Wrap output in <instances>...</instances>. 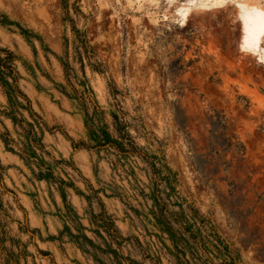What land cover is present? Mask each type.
<instances>
[{
  "label": "rangeland",
  "instance_id": "obj_1",
  "mask_svg": "<svg viewBox=\"0 0 264 264\" xmlns=\"http://www.w3.org/2000/svg\"><path fill=\"white\" fill-rule=\"evenodd\" d=\"M246 4L264 0H0V46L46 124L34 122L33 162L0 137V264H117L111 250L179 264L165 210L198 231L180 234L192 264H264V41L242 43ZM91 101L107 124L126 122L149 162L72 148ZM0 131L25 139L2 113ZM103 210L119 247L97 226Z\"/></svg>",
  "mask_w": 264,
  "mask_h": 264
},
{
  "label": "trees",
  "instance_id": "obj_2",
  "mask_svg": "<svg viewBox=\"0 0 264 264\" xmlns=\"http://www.w3.org/2000/svg\"><path fill=\"white\" fill-rule=\"evenodd\" d=\"M77 1V0H76ZM65 6H68V0H63ZM0 24H8V21L5 19L3 15L0 14ZM74 31L78 35V30L74 28ZM81 35V36H80ZM81 37L80 42L83 45H87V41L85 38V34H79L78 38ZM15 60V54L12 50L0 46V85L3 88V92L11 106V109L0 110V113L8 116L13 121V124L18 125L22 131L24 140L20 143L15 142L11 138L8 137V134L5 132L0 131V137L3 139L6 145L13 143L17 146V154L24 159L26 162H33L38 160L37 151H44V146L41 142V137L37 135V131L35 130L34 122L39 126L46 127L45 122L42 120L40 116L34 112L31 101L29 97L20 89L18 85V73L13 64ZM66 64H63L65 66ZM83 93H86L88 96L90 95V91L83 90ZM112 92H115L113 89ZM66 93V92H65ZM75 97L82 102H85V98L82 94L79 93V90L74 89ZM90 97V96H89ZM19 99L25 101L23 104ZM92 110L89 112L87 109L84 112L85 116V128H86V138L73 140L71 138V145L73 149L79 148H86L87 150H101L105 148H114L122 154H139L143 157L146 162H149V156L138 148L135 144L133 139L131 138L126 122H123L118 119V116L112 114L113 122L109 125L103 120V111L100 109L98 104L94 101H91ZM19 109L25 110L29 117L33 119V122L26 120V118L19 112ZM112 127V128H111ZM39 129H41L39 127ZM66 135V134H65ZM9 150L13 151V148L9 147ZM151 165L154 169L155 162H151ZM0 169L2 166L0 164ZM156 170V169H155ZM39 175L46 177V178H53L54 176L51 173L42 174L39 172ZM0 179H1V172H0ZM64 199V198H63ZM160 199V197H158ZM65 200V199H64ZM101 207H103V203L100 202ZM163 210L166 209L165 203H163L162 207ZM161 209V210H162ZM167 213L168 218L164 219L166 228L169 238L171 240V244L173 247V251L170 252L174 255L177 259L179 264H192L191 260L186 258L185 251L182 250L180 247L182 236L181 230L188 231L192 233L193 230L191 229V223L185 220L186 226L181 222V219L178 215L172 214L170 211L165 210ZM102 215L105 220L101 222V224L97 225L99 228H102L104 232L109 236V238L117 243L118 247L120 243L116 240H123L122 236L117 231L114 222L111 220L110 216L106 214L103 210ZM97 215H93V219H96ZM184 219H186L184 217ZM177 225V228L174 227ZM198 235V231L195 230L193 232V237L195 238ZM83 239H86L85 237ZM113 253V258L115 259L117 264H136L135 261L119 255L116 250H111ZM231 259H233L231 257ZM123 261L127 263H123ZM231 261V260H230ZM225 264H230L231 262L225 259Z\"/></svg>",
  "mask_w": 264,
  "mask_h": 264
},
{
  "label": "bare ground",
  "instance_id": "obj_3",
  "mask_svg": "<svg viewBox=\"0 0 264 264\" xmlns=\"http://www.w3.org/2000/svg\"><path fill=\"white\" fill-rule=\"evenodd\" d=\"M261 12H264V6L246 4L242 15V43L253 51H259L264 41V16L259 15Z\"/></svg>",
  "mask_w": 264,
  "mask_h": 264
},
{
  "label": "snow or ice",
  "instance_id": "obj_4",
  "mask_svg": "<svg viewBox=\"0 0 264 264\" xmlns=\"http://www.w3.org/2000/svg\"><path fill=\"white\" fill-rule=\"evenodd\" d=\"M224 2L225 0H218V3L220 4V6H223ZM259 15L264 16V12L259 13Z\"/></svg>",
  "mask_w": 264,
  "mask_h": 264
}]
</instances>
